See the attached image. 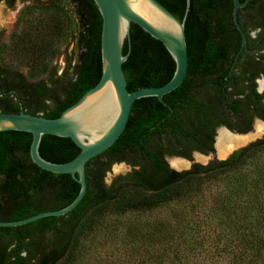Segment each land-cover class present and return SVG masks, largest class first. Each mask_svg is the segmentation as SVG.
<instances>
[{
    "label": "trees",
    "instance_id": "1",
    "mask_svg": "<svg viewBox=\"0 0 264 264\" xmlns=\"http://www.w3.org/2000/svg\"><path fill=\"white\" fill-rule=\"evenodd\" d=\"M157 1L179 21L185 18L187 72L179 87L163 97L172 111L156 98L135 101L119 138L108 150L86 163V192L75 209L62 217H47L20 227H0V264H72L78 241L98 215L106 211L153 209L167 204L181 192H190L196 186L198 189L208 181H220L212 178L236 173L245 163H253L258 154H264L263 136L224 160L213 159L204 166L192 163L190 169L181 172L169 168L165 156L191 160L192 151L203 155L214 153L210 124L220 115L222 101H229V93L223 87L222 76L214 81L209 76L213 66L217 70V60L223 56V53L212 52L210 19L212 11L216 10V35L224 40L227 0H190L186 14V0ZM1 2L10 8L15 0ZM69 2L79 27L75 61L69 56L60 76L53 75L48 83L40 81L36 85L27 82L20 73L0 67L1 113L25 112L54 119L99 81L101 16L92 0ZM19 43L23 57L33 63L39 60V67L45 71V52H41L45 44L43 39L32 41L25 33ZM220 48L223 50L221 45ZM122 55H127L122 69L129 91L161 87L173 75L175 65L166 49L136 25H131ZM199 79L200 94L206 97L197 103L195 87ZM248 90L253 98L261 97L255 93L253 85ZM250 104L248 102L249 112ZM235 105L232 102L228 107L235 110ZM181 107L186 110V125L181 124ZM254 108L261 110V115L257 116L264 120V108ZM247 119V127L241 134L250 131V116ZM30 143L28 133L0 132V222L19 221L62 209L79 191V185L70 175L52 174L36 167L30 160ZM38 152L44 160L61 164L76 157L79 149L70 139L45 135ZM119 163L130 166L131 172L127 178L118 177L107 186L106 173L113 164ZM227 180L231 190L223 197L220 194L221 199L216 200L220 212L216 221L220 228L227 229L220 230L227 239L223 242L226 246L223 251H237L244 256L231 264H262L264 179Z\"/></svg>",
    "mask_w": 264,
    "mask_h": 264
},
{
    "label": "rangeland",
    "instance_id": "2",
    "mask_svg": "<svg viewBox=\"0 0 264 264\" xmlns=\"http://www.w3.org/2000/svg\"><path fill=\"white\" fill-rule=\"evenodd\" d=\"M78 32L69 0H15L10 8L1 2L0 67L20 73L32 84L48 83L53 75L62 74L69 56L75 61ZM25 33L32 41L43 39L45 71L39 67V60L33 63L23 57L19 39ZM229 155L219 158L215 152L202 156V161L195 155L193 163L204 166ZM123 164L111 166L104 177L107 186L118 177H128L130 167ZM121 165V172L114 171ZM212 179L221 180L183 191L173 201L153 209L106 211L98 215L78 241L72 264H231L233 260L244 259L237 251H223L227 239L221 231L227 229L220 228L216 221L220 216L216 200L231 190L227 179H264V154H258L253 163H245L236 173Z\"/></svg>",
    "mask_w": 264,
    "mask_h": 264
},
{
    "label": "water",
    "instance_id": "3",
    "mask_svg": "<svg viewBox=\"0 0 264 264\" xmlns=\"http://www.w3.org/2000/svg\"><path fill=\"white\" fill-rule=\"evenodd\" d=\"M92 1L102 19L101 76L97 84L54 119L33 116L25 112L18 114L0 112V132L14 131L30 134L31 162L46 172L70 175L72 180L79 185V191L74 200L62 209L39 213L19 221L0 222V227H20L47 217H62L75 209L86 192V163L108 150L119 138L126 127L133 103L140 99L156 98L163 106L168 107L163 97L179 87L186 75L188 54L185 41V18L179 21L157 0ZM232 1V18L243 46L245 37L237 23L236 16L242 4L239 0ZM189 5L190 0H186L185 14ZM132 24L160 42L172 58L175 65L174 72L165 85L134 91L127 89L122 69L127 55H122V48L124 41H129ZM168 109L172 111L170 107ZM258 122L264 123L261 120L255 121V123ZM223 130L226 129L223 128ZM226 131L239 136L250 133L236 134ZM45 135L70 139L79 149V153L66 163L55 164L44 160L40 157L38 148L42 136ZM195 154L205 156L198 152ZM170 159L185 160L189 168L192 164L181 157L167 158V162ZM168 164L173 169L169 162Z\"/></svg>",
    "mask_w": 264,
    "mask_h": 264
},
{
    "label": "flooded vegetation",
    "instance_id": "4",
    "mask_svg": "<svg viewBox=\"0 0 264 264\" xmlns=\"http://www.w3.org/2000/svg\"><path fill=\"white\" fill-rule=\"evenodd\" d=\"M239 2L242 4V7L237 10L236 16L237 23L245 37V43L243 46L241 36L238 33L232 18V0H227L224 4L227 8V18L225 19L226 35L224 40H219L216 35V10L212 11L210 19L213 38L211 43L213 45V48L211 47L212 52L214 54L216 52L223 53V56L218 58V60L216 59L217 70H215L213 66V70L209 76L213 81L216 80L218 76H222L223 87L229 93V101H222L223 106L219 107L221 110L220 115L211 120L210 129L212 128L213 131L212 147L214 153L216 152L215 144L217 136L220 131H224L223 128L231 133L241 134V131L246 129L247 118L250 116L251 128L249 132L251 133V131L253 132L255 130V125L257 124H255L256 120L264 122V120L259 117V115H261V110H256L254 108H264V0H239ZM220 45L223 50H221ZM212 60L214 63V58H212ZM197 67L200 68L199 63ZM197 74H199V71ZM200 81L201 80L199 79L195 87V101L197 103L201 102L203 98L205 100L206 97V95L203 96L200 94ZM211 85H213V83H211ZM252 85L254 86L255 93L261 96L259 99L250 96L248 87ZM208 87L209 86H207V88ZM206 91L209 90L206 89ZM232 102L236 103L235 110H231V108L228 107ZM248 102L252 103L250 104V112L248 111ZM179 114L181 124L186 125L187 115L184 107L180 108ZM257 114L259 115L257 116ZM195 152L197 151L191 152V160L189 161L192 163L194 162L193 157L195 156ZM209 154L207 153V155ZM167 158H171V156H165L164 159L166 162Z\"/></svg>",
    "mask_w": 264,
    "mask_h": 264
},
{
    "label": "bare ground",
    "instance_id": "5",
    "mask_svg": "<svg viewBox=\"0 0 264 264\" xmlns=\"http://www.w3.org/2000/svg\"><path fill=\"white\" fill-rule=\"evenodd\" d=\"M262 87V86H261ZM256 124V123H255ZM264 133V123H260L258 122L255 125V130L251 133H248L247 135H243V136H233V134L231 135L230 133H228L227 131H220L218 136H217V140H216V144H215V149H216V155L219 158H224L226 157L228 154H230L231 152H233L234 150L238 149V147L240 148V146H244L247 143L259 138V136H263L262 134ZM198 155V154H195ZM198 155V159L200 161L204 160V158L202 159V156ZM173 159H170L169 163L170 166L176 170V171H180L181 169L183 170L184 168H188L189 164L185 161V160H181V159H174L173 162H171ZM123 169V166H116L114 168V171L116 172H121Z\"/></svg>",
    "mask_w": 264,
    "mask_h": 264
}]
</instances>
